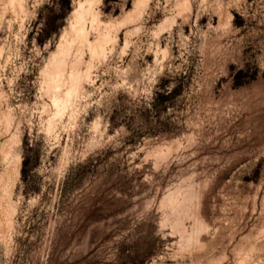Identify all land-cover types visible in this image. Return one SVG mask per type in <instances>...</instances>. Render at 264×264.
I'll list each match as a JSON object with an SVG mask.
<instances>
[{"label":"rangeland","instance_id":"rangeland-1","mask_svg":"<svg viewBox=\"0 0 264 264\" xmlns=\"http://www.w3.org/2000/svg\"><path fill=\"white\" fill-rule=\"evenodd\" d=\"M0 264H264V0H0Z\"/></svg>","mask_w":264,"mask_h":264},{"label":"bare ground","instance_id":"bare-ground-1","mask_svg":"<svg viewBox=\"0 0 264 264\" xmlns=\"http://www.w3.org/2000/svg\"><path fill=\"white\" fill-rule=\"evenodd\" d=\"M88 10H89V9H88ZM82 19H84V17H83ZM82 19H81V20H82ZM88 20H90V18H89ZM85 21H86V20H85ZM94 21H95V20H94ZM94 21H93V22H94ZM82 22H83V20H82ZM82 22H81V23H82ZM83 23H85V22H83ZM80 25H81V24H80ZM82 26H83V25H81V27H82ZM84 26H86V25H84ZM79 28H80V27H79ZM80 30H81V29H80ZM82 30H84V29H82ZM84 32H85V34H86V28H85V31H83V33H84ZM80 33H81V32H80ZM85 34H84V35H85Z\"/></svg>","mask_w":264,"mask_h":264}]
</instances>
